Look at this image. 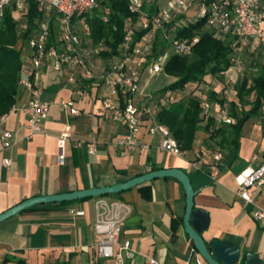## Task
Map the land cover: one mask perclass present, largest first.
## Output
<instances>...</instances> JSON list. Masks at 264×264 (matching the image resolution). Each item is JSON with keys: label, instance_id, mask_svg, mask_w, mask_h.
I'll use <instances>...</instances> for the list:
<instances>
[{"label": "crops", "instance_id": "0c3cea01", "mask_svg": "<svg viewBox=\"0 0 264 264\" xmlns=\"http://www.w3.org/2000/svg\"><path fill=\"white\" fill-rule=\"evenodd\" d=\"M87 46H92L90 39ZM94 59L97 72L107 67L106 58L94 54ZM67 72L65 68L62 78L56 80L50 77L46 66L36 72L41 97L51 102L49 117L40 130L32 133L25 125L22 110L10 113L3 124L14 132L15 142L7 149L0 144V214L36 196L113 185L154 170L176 167L191 178L196 191L195 207L209 213V226L202 233L205 241L210 243L217 238L264 260V220L254 218L253 206L238 195L236 182L242 170L264 162V143L258 140L256 133H245L247 123L239 151L229 144L223 145L221 136L213 137L209 132L198 130L193 149L175 155L159 148L160 133L149 131L151 120L146 118L139 138L150 147L122 156L113 139L125 135L127 128L125 123L103 116L102 101L109 92L99 80L95 77L84 80L88 88L77 101L81 110L79 116L71 115L58 104L59 100L73 95L74 86L66 82ZM158 74L144 72L141 92L133 96L137 104L152 99L159 90L152 87ZM165 75L167 84L175 80ZM128 96L125 91L119 93L121 104ZM28 98L29 93L24 90L17 105L21 107ZM204 111L207 116H217L215 107L208 112L204 108ZM154 113H157L156 105ZM67 126H70V137L64 148L65 162L61 164L58 137ZM91 146L95 147V152H90ZM217 151H221L223 157L218 174H214L212 164ZM255 155L258 159L253 160ZM5 157L11 158V165L3 164ZM253 196L264 207L260 191ZM103 199L125 202L131 207L122 235L131 240L137 253L127 264H145L150 256L162 264H187L190 260L195 245L184 227L187 201L179 180L158 178ZM99 200L100 197H93L71 204H40L3 221L0 223V264H22L19 260L26 264L60 261L94 264ZM81 210L84 214L80 215L77 212ZM104 262L110 264L108 260Z\"/></svg>", "mask_w": 264, "mask_h": 264}, {"label": "built area", "instance_id": "2783aa9c", "mask_svg": "<svg viewBox=\"0 0 264 264\" xmlns=\"http://www.w3.org/2000/svg\"><path fill=\"white\" fill-rule=\"evenodd\" d=\"M37 10L42 13L33 27L25 20L28 14L30 0H0V24L8 8L13 10L19 31L27 33L29 53L23 56L22 86L29 93V98L19 107L14 105L7 113L0 117V144L3 149L11 147L15 142L13 131L4 127L8 115L15 110H22L26 117V126L32 133L41 129L42 124L49 117L50 101L41 97L36 72L46 66L53 80L62 78L64 69L68 72L66 82L74 86L73 95L69 99H61L58 104L68 109L73 116H79L81 110L77 101L83 97L88 85L85 79L95 77L104 86L109 95L102 101V114L107 119L123 122L127 132L123 136H116L114 144L119 154L124 156L137 149H148L150 146L142 142L139 133L143 121L151 120L150 132L160 133L159 148L175 155L183 153L177 139L171 130L158 122L154 113V105L150 98L145 103L137 104L134 95L141 92L143 74L149 70L152 74L164 71L165 64L171 53L180 55L190 54L200 36L181 38L172 35L170 47L165 53L153 56V43L158 30L170 28L171 31L189 26L192 22L205 19L216 34H234L242 47L250 45L252 41L264 43V6L261 0H127L132 13L138 14L134 21L128 19V30L121 45V52L108 58V65L101 72H97L94 54L104 48L100 43L94 47L88 37L87 17L95 9L101 10V18L108 21L110 11L102 8L99 0H33ZM147 4V8H145ZM154 8L153 12L152 9ZM24 17V20L22 18ZM150 31L139 41H135L134 32L148 29ZM153 31V34L150 32ZM91 40V47L87 40ZM171 50V53L169 52ZM236 62L231 57V64ZM237 72L244 71L242 63L237 61ZM226 74V71L223 73ZM127 92L130 96L121 104L118 99L120 92ZM231 87L225 82L220 91L223 103L216 104L204 101L206 112L210 108H217L216 126L230 124L233 118L229 114V96ZM116 97V99H114ZM70 137V126L58 137V160L65 162L64 148ZM90 147V152H95ZM223 154H214L212 172L218 174ZM258 156H253V160ZM11 158H3V164L11 165ZM238 195L246 204L253 206V216L258 221L264 220V207L258 204L253 196L259 192L264 196V162L258 167L249 166L236 176ZM97 202L95 230L98 235L94 255L97 259L108 260L110 264H127L136 255L131 240L122 235V226L131 213L129 204L121 201L103 199ZM84 214V211H78ZM145 264H162L157 258L147 257ZM187 264H208L195 249Z\"/></svg>", "mask_w": 264, "mask_h": 264}, {"label": "trees", "instance_id": "16d2710c", "mask_svg": "<svg viewBox=\"0 0 264 264\" xmlns=\"http://www.w3.org/2000/svg\"><path fill=\"white\" fill-rule=\"evenodd\" d=\"M99 1L103 8L110 11L109 18L108 21H104L101 18L100 9L92 11L87 17L88 37L92 40L94 47H99L100 43L104 44V48L99 49L98 53L108 59L113 55L120 54L125 33L129 28L128 19L132 18L136 21L138 14L130 11L127 0ZM261 2L264 6V0ZM145 8H147V4ZM153 10L154 8L152 12ZM42 16V13L37 10L36 3L30 0L25 20L33 27ZM151 27L135 31V41L141 40ZM170 31V28H166L165 31L161 29L156 32L153 56L157 57L169 50L170 37L167 33ZM172 32L173 35L181 38H193L196 35H199L200 38L190 54L171 53L165 64L164 72L174 77L175 80L159 89L152 96L154 106L156 105L157 108L155 115L158 122L171 130L182 151L193 149L198 130L209 132L213 137L221 136L223 145L229 144L235 151H239L245 124L264 108V64L257 67V74L252 78L251 83L249 78L244 77L236 88V94L232 88L228 101L229 114L233 121L230 124H222L217 127L216 116L206 115L204 101L223 103L220 91L225 81L218 74H223L232 66L231 57L237 48L241 47L240 42L234 34H216L205 19L192 22L189 26ZM251 43L253 47H261L264 51V43L258 41ZM27 46V33L19 31L13 10L8 8L0 24V117L17 104L25 90L20 80L23 76V56L30 51ZM209 75L219 77L221 81L209 87L205 97L200 94L188 96L185 94L186 92L184 93L190 87H198ZM250 95L252 96L251 100L247 99V96ZM236 96L238 100L235 99ZM247 104L251 105L249 109L245 108ZM239 106L242 107L241 110H239ZM154 169L157 167L154 166ZM108 196L112 195L101 197ZM79 200L65 201L60 204H71ZM19 261L26 264L24 260ZM57 264L72 263L60 261ZM94 264H105V262L103 259H96Z\"/></svg>", "mask_w": 264, "mask_h": 264}, {"label": "water", "instance_id": "95a60500", "mask_svg": "<svg viewBox=\"0 0 264 264\" xmlns=\"http://www.w3.org/2000/svg\"><path fill=\"white\" fill-rule=\"evenodd\" d=\"M167 177L179 180L185 189L187 201L183 219L185 231L194 241L196 250L208 264H264V260L258 255L244 253L241 247L237 245L224 242L217 238L213 239L210 243L205 241L202 233L209 226V213L203 208L195 207L196 191L191 178L183 169L176 167L154 170L113 185L94 186L92 188L67 193L29 198L2 212L0 214V223L36 205L118 194L142 183Z\"/></svg>", "mask_w": 264, "mask_h": 264}, {"label": "rangeland", "instance_id": "374dc122", "mask_svg": "<svg viewBox=\"0 0 264 264\" xmlns=\"http://www.w3.org/2000/svg\"><path fill=\"white\" fill-rule=\"evenodd\" d=\"M150 34H153V31L150 32ZM167 35L171 37L173 35V32L170 31L169 33H167ZM249 46L250 45L246 47H238L237 51L232 54L233 56H235L236 62L232 64V66L226 71V74H218L219 76H221L223 81L230 82L231 90L233 88L235 94L237 93L236 88L237 86H239L242 79L244 77H247L249 78V82L251 83L252 78L257 74V67L261 64H264V51L262 50L263 48ZM169 52L171 53V50ZM237 61L239 63L241 62L244 67V71L241 73L237 72ZM220 81L221 79L219 77L209 75L203 79V81L198 87H190L186 91H184V93L186 92L185 94L188 96L200 94L201 96L205 97L207 95L208 88L211 87L213 84H217ZM167 83L168 77L163 71L157 75L152 87L161 89L162 87H165V85H168ZM237 96L235 97V99H237ZM247 99L251 100L252 96H247ZM250 107L251 105L249 104L245 106L246 109H249ZM241 108L242 107L239 106V110H241ZM250 132L256 133L258 140L264 143V108L247 122L245 133L248 134Z\"/></svg>", "mask_w": 264, "mask_h": 264}]
</instances>
